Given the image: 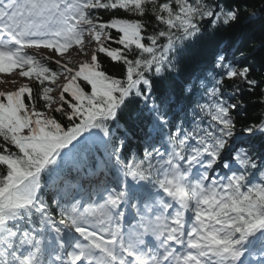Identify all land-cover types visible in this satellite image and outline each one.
<instances>
[{
    "label": "snow or ice",
    "instance_id": "snow-or-ice-1",
    "mask_svg": "<svg viewBox=\"0 0 264 264\" xmlns=\"http://www.w3.org/2000/svg\"><path fill=\"white\" fill-rule=\"evenodd\" d=\"M257 29L264 0H0V264H264Z\"/></svg>",
    "mask_w": 264,
    "mask_h": 264
},
{
    "label": "trees",
    "instance_id": "trees-1",
    "mask_svg": "<svg viewBox=\"0 0 264 264\" xmlns=\"http://www.w3.org/2000/svg\"><path fill=\"white\" fill-rule=\"evenodd\" d=\"M257 6H259L257 4ZM264 38L261 35V32L257 29L253 32L249 33L248 39H249V51L252 49H258L259 44L261 42V39ZM261 57H264V51H257L254 55V59L256 61H260ZM259 109H256V111L253 113V115H258L259 114Z\"/></svg>",
    "mask_w": 264,
    "mask_h": 264
},
{
    "label": "rangeland",
    "instance_id": "rangeland-1",
    "mask_svg": "<svg viewBox=\"0 0 264 264\" xmlns=\"http://www.w3.org/2000/svg\"><path fill=\"white\" fill-rule=\"evenodd\" d=\"M0 88H2V86H0Z\"/></svg>",
    "mask_w": 264,
    "mask_h": 264
}]
</instances>
